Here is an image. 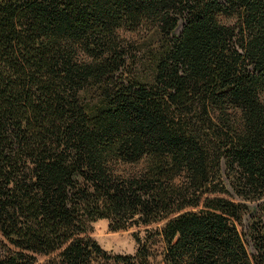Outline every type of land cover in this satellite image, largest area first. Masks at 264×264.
Here are the masks:
<instances>
[{
  "label": "trees",
  "instance_id": "trees-1",
  "mask_svg": "<svg viewBox=\"0 0 264 264\" xmlns=\"http://www.w3.org/2000/svg\"><path fill=\"white\" fill-rule=\"evenodd\" d=\"M99 220L163 227L113 255ZM156 236L264 264V0H0V264H152Z\"/></svg>",
  "mask_w": 264,
  "mask_h": 264
},
{
  "label": "rangeland",
  "instance_id": "rangeland-1",
  "mask_svg": "<svg viewBox=\"0 0 264 264\" xmlns=\"http://www.w3.org/2000/svg\"><path fill=\"white\" fill-rule=\"evenodd\" d=\"M132 71V70H129ZM253 210V209H252ZM255 212V210H253ZM256 213V212H255ZM163 223L155 224L149 227L145 226H133L127 230L119 232H111L109 230L108 220H99L93 225V232L91 237L95 239L101 247L110 254L113 255H135L138 248V238L144 240L148 236L149 231L161 230ZM157 243L155 245L158 257L152 264H163V244L162 238L156 236ZM36 264H46L49 261V257H38Z\"/></svg>",
  "mask_w": 264,
  "mask_h": 264
}]
</instances>
